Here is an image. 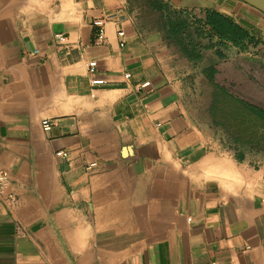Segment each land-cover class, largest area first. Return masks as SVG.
<instances>
[{
    "label": "crops",
    "instance_id": "obj_1",
    "mask_svg": "<svg viewBox=\"0 0 264 264\" xmlns=\"http://www.w3.org/2000/svg\"><path fill=\"white\" fill-rule=\"evenodd\" d=\"M214 10L261 43L220 50ZM263 46L244 0H0V169L19 198L0 201V264H264L263 140L230 134L214 97Z\"/></svg>",
    "mask_w": 264,
    "mask_h": 264
},
{
    "label": "trees",
    "instance_id": "obj_2",
    "mask_svg": "<svg viewBox=\"0 0 264 264\" xmlns=\"http://www.w3.org/2000/svg\"><path fill=\"white\" fill-rule=\"evenodd\" d=\"M204 22L212 35L217 37L216 43L220 50L228 49L233 45L240 47L241 50H247L250 45L258 46L261 43V40L256 38L248 28L218 11H208ZM218 55L220 59L225 57L222 51H219ZM230 62L236 75L239 74L240 77L234 80H231L233 79L231 76L225 78L221 83L223 89L226 92L234 91L240 97L238 101L264 122V97L256 92L255 86L264 88V46L251 60L234 59ZM216 73L217 68L214 66L210 71V77L213 78Z\"/></svg>",
    "mask_w": 264,
    "mask_h": 264
},
{
    "label": "rangeland",
    "instance_id": "obj_3",
    "mask_svg": "<svg viewBox=\"0 0 264 264\" xmlns=\"http://www.w3.org/2000/svg\"><path fill=\"white\" fill-rule=\"evenodd\" d=\"M255 47L257 46L250 45L246 51H248L250 48L255 49ZM226 71L229 73L228 76L233 78L231 80L238 79L240 77L239 74L236 75L235 69L231 67V62ZM255 86L256 92L259 93L260 96L264 97V88L258 87L257 85ZM221 90V84L215 86V106L228 108L230 114H217L215 115V118H217L219 123H221L227 130H229L230 134L243 135V138H245L247 141L257 140L259 143L263 140L260 144L264 149V122L258 119L255 114H252L249 108L238 101V98L240 97L234 91L229 90L228 92H223Z\"/></svg>",
    "mask_w": 264,
    "mask_h": 264
},
{
    "label": "built area",
    "instance_id": "obj_4",
    "mask_svg": "<svg viewBox=\"0 0 264 264\" xmlns=\"http://www.w3.org/2000/svg\"><path fill=\"white\" fill-rule=\"evenodd\" d=\"M94 25L97 27V38L99 40L104 39L105 20L103 18L96 19L94 21ZM118 34L119 36H124L125 33L123 30H120ZM54 40L56 44L61 45V44L66 43L68 38L64 33L58 32L54 34ZM39 52L40 50L36 48L32 51V53L34 54H37ZM96 64H97L96 61H91L89 63L90 72H94ZM126 76L129 77L130 74L126 73ZM103 81H104L103 79L95 78L93 79V84H101L103 83ZM147 84H149V82L145 83V85ZM41 125H42V128L47 131L52 128L53 121L50 120L49 118H44L41 122ZM56 154L61 157L67 156V152L64 150H59L58 152H56ZM0 201L3 202L10 211L14 210V208L18 205V202H19L18 195L15 192V190L11 187V184H10V173L6 169H0Z\"/></svg>",
    "mask_w": 264,
    "mask_h": 264
},
{
    "label": "water",
    "instance_id": "obj_5",
    "mask_svg": "<svg viewBox=\"0 0 264 264\" xmlns=\"http://www.w3.org/2000/svg\"><path fill=\"white\" fill-rule=\"evenodd\" d=\"M264 12V0H244Z\"/></svg>",
    "mask_w": 264,
    "mask_h": 264
}]
</instances>
